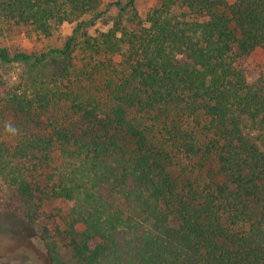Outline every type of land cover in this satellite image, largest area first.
Here are the masks:
<instances>
[{
  "label": "trees",
  "instance_id": "trees-1",
  "mask_svg": "<svg viewBox=\"0 0 264 264\" xmlns=\"http://www.w3.org/2000/svg\"><path fill=\"white\" fill-rule=\"evenodd\" d=\"M102 5L0 0V35L75 24L1 64L80 56L51 89L0 72V199L31 202L74 264H264V0Z\"/></svg>",
  "mask_w": 264,
  "mask_h": 264
},
{
  "label": "rangeland",
  "instance_id": "rangeland-1",
  "mask_svg": "<svg viewBox=\"0 0 264 264\" xmlns=\"http://www.w3.org/2000/svg\"><path fill=\"white\" fill-rule=\"evenodd\" d=\"M115 1L125 2V0H103L101 10H105L107 4ZM154 1L137 0L139 12L142 14L146 12ZM115 12L114 8L109 10L103 21L98 22L94 28L105 30L107 25H104V22ZM74 26L75 24H63L49 37L37 34L28 36L25 33L0 35V45L7 47L9 51L24 49L40 54L50 48L62 47ZM79 57V54L73 52L68 59L48 57L40 65L0 63V72L10 85L27 90L51 89L57 85L61 86L62 80L59 75L65 65H70V72L79 66ZM248 61L264 68V48L254 50ZM46 224L31 202L6 190L0 199V264H31L33 261L37 264H74L67 245L68 239L45 230ZM23 255L28 258H24Z\"/></svg>",
  "mask_w": 264,
  "mask_h": 264
},
{
  "label": "flooded vegetation",
  "instance_id": "flooded-vegetation-1",
  "mask_svg": "<svg viewBox=\"0 0 264 264\" xmlns=\"http://www.w3.org/2000/svg\"><path fill=\"white\" fill-rule=\"evenodd\" d=\"M24 258H28V256L23 255ZM31 264H37L35 261L31 262Z\"/></svg>",
  "mask_w": 264,
  "mask_h": 264
}]
</instances>
